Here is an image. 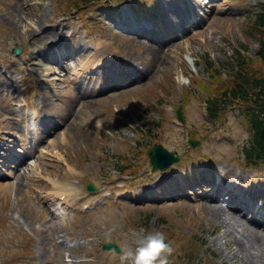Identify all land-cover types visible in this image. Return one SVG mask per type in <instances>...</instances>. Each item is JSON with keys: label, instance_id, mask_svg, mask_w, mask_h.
<instances>
[{"label": "rangeland", "instance_id": "rangeland-1", "mask_svg": "<svg viewBox=\"0 0 264 264\" xmlns=\"http://www.w3.org/2000/svg\"><path fill=\"white\" fill-rule=\"evenodd\" d=\"M114 1H119V6L125 8L129 7V2L135 4V11L138 14L140 11L143 14L148 11L150 19H154V16L157 19L159 14V10L155 9L158 1L155 0ZM200 1L204 10L198 9V15L195 16V22L199 25L190 27L185 36L169 40L163 46L142 36L114 29L105 20L104 12L95 5L82 15L78 13L91 24V31L87 33L91 43L102 39L103 58H125L127 53H131L137 60H131L129 64L136 69L147 62L149 74L130 86L111 89L107 96H97L93 87L88 96L90 104L82 110L86 118L81 112L76 121L68 124L65 117L69 114L66 113L80 105L75 103L78 96L73 89L61 80V77L64 80L65 74L58 78L52 77L46 83H40L37 79L39 63L43 62L41 58L50 57L52 46L50 49L47 44L58 42L56 37L59 38L62 33L71 38L73 31L80 34L79 19L68 22L56 17L55 13H66L62 3L57 0H0V39H7L5 42L0 41V57L7 60L11 53L8 46L21 44L28 60L25 66L17 58L14 61L18 64L2 63L0 60V120L6 124L4 128L0 126V129L9 132L13 130L7 110L14 91L20 89L24 79L26 83L29 80L31 87L28 90L33 89L32 92L38 93L42 103L51 111V116L64 121L63 125H69L66 129H58L56 134L47 136V141L40 143L41 149L47 150V154L35 162L31 161L35 171L31 177L34 182L31 192L19 186L17 191L8 193L4 186L17 180L15 177L0 181V264H64L66 254L83 259L74 260L75 264H130L131 258L124 254L130 249L134 250L137 241L154 230L164 233L173 248L172 253H164L168 255V264H264V225L253 227L239 213L227 207L224 215L214 218L207 214V209L210 206L218 207L216 202L211 203L194 194L192 199L176 196L170 200L139 203L121 197L126 188L132 190L134 198L138 196L143 199L139 194L158 186L159 183H155L161 177L169 179L171 175L179 174L181 169L184 172L191 168L198 169L196 159H188L190 152L193 153L191 157L196 153L208 155L213 160L205 163L221 174L228 169L227 177L232 174L252 177L254 174L252 168L240 165L242 162L238 145L247 136V129L240 118L234 110L225 111V120L214 129L216 133L203 131L202 98L198 95L199 90L191 87L190 80L202 76L208 58L219 69L221 62L229 61L232 49L239 48L241 44L247 45L245 54L250 57L258 46L259 35L248 33L245 8L240 4H255L258 0H242L241 3L238 0ZM176 2L180 3L181 0ZM210 9L211 12L207 14L206 10ZM52 32L58 35L53 37ZM148 45L158 48V52H148ZM42 46L45 49L39 52ZM93 52L89 51L82 60L75 59L73 63L82 67L96 61L101 55L94 56ZM243 65L250 73L264 71V66L256 61ZM49 66L55 70L53 75L57 77L61 65L52 62ZM222 83L220 76L219 86L212 84V94L221 91L225 86ZM65 89L74 93L73 99L66 97L63 92ZM183 95L184 125L189 128L194 124L195 137L201 141L199 149L188 147V130H184V125L177 126L173 120ZM57 105L62 106L61 113L54 111ZM15 128L21 129L18 122ZM103 131L108 135L103 134ZM78 132L82 137L78 136ZM140 132H146L147 136L143 137ZM156 139L188 160L180 161L179 164L176 162L171 168L157 170L150 175L146 151ZM138 141L140 146L137 145ZM190 149L192 151L188 153L186 150ZM118 156L120 159H117ZM104 158L106 160L102 166ZM119 160L125 161L128 167L124 173H136V179L126 176L131 182H124L125 188L111 187L112 196L106 199L112 201L103 204V197L99 193L96 201L101 207L92 212L79 214L67 211V217L55 214L58 219L50 213L49 209H53L51 212L58 209L53 202L57 194L54 186L59 179L58 187H61L69 173H75L80 178L83 173L79 174L81 169H92L94 181L101 186L103 173L111 175V178L116 177L110 169ZM29 174H22L20 182ZM260 174L263 176L261 181H258L259 177L252 178L253 181L247 180L253 189L257 188L258 183L264 182V172ZM36 197L47 199L51 208L42 211L35 203ZM143 222H146L144 232L141 227ZM252 231L261 234L249 255L239 243L242 240L250 243ZM103 240L117 242L121 250L117 253L103 250L99 246Z\"/></svg>", "mask_w": 264, "mask_h": 264}, {"label": "trees", "instance_id": "trees-1", "mask_svg": "<svg viewBox=\"0 0 264 264\" xmlns=\"http://www.w3.org/2000/svg\"><path fill=\"white\" fill-rule=\"evenodd\" d=\"M86 1L92 0H83L81 3H86ZM80 4V3H77ZM245 22L247 23V28H249L248 33L254 35H259L258 40L260 43V47L258 49V53L264 59V0L257 4V8L252 11L244 14ZM239 49V50H238ZM247 49V45L241 44L239 48L232 49L233 56H235L234 60L237 62L238 72L241 70L244 58V50ZM205 64L207 67L214 66L212 61L208 59ZM241 76V80L238 81L230 90V96L238 97L241 99H245L248 101L251 96H255L253 99V103L250 104L251 106H257V108L263 113L264 115V77H258L257 75L250 76L246 72H239ZM226 98L218 99L217 97L210 100L211 108L219 109L220 106ZM258 130L256 131L255 145L252 146L250 149H246L249 157L251 158H262L264 157V123H260V126H257Z\"/></svg>", "mask_w": 264, "mask_h": 264}, {"label": "bare ground", "instance_id": "bare-ground-1", "mask_svg": "<svg viewBox=\"0 0 264 264\" xmlns=\"http://www.w3.org/2000/svg\"><path fill=\"white\" fill-rule=\"evenodd\" d=\"M174 13H176V10L174 11ZM52 33H54V34H52V36L53 37H55V36H57L58 34L57 33H55V32H52ZM163 45H165V43H163ZM163 45H161V46H163ZM146 50L148 51V52H150V53H152V54H156L158 51V48H156V47H154L153 45H148L147 46V48H146ZM59 51H56V55L59 57V58H61V56L64 54V53H66V52H59ZM71 52V51H70ZM126 56V58L127 59H132V60H137V57L136 56H133L131 53L130 54H126L125 55ZM119 59H121V58H119ZM116 60V62L117 63H121L123 60ZM163 61V60H162ZM98 63H100V61H97V63H95L94 64V66H97V64ZM122 63H125V61L124 62H122ZM143 66H145V67H142V71L141 72H139V70H137V72H136V75H135V77H134V82L135 81H137V80H139V79H142V78H144L146 75H148L149 73L147 72L148 70V68H149V66H148V64H147V62L145 63L144 62V64H143ZM43 71H45V75L47 76V74L49 73V71H52V67H50L49 66V64L48 63H43ZM76 74V73H75ZM59 76L57 75V77L54 75L53 76V78H58ZM75 80H77V78H75ZM78 81V80H77ZM95 82H96V80H95ZM65 94H66V97L68 98V97H70V99H73L74 98V93L72 94L69 90H64L63 91ZM76 95V94H75ZM89 104H90V102L88 101V102H82V105H81V107H80V109L78 110V112L79 113H81L82 112V110L83 109H86V108H88V106H89ZM61 108H62V106H59V105H57V106H55L54 107V111L56 112V113H61ZM66 110V109H65ZM69 114V116H67L68 117V119L67 120H74L76 117H77V115H78V113H75V111H70V112H68V113H66V115H68ZM82 115H84V114H82ZM101 123H103V122H101ZM0 126L1 127H6V124H4V121L3 120H0ZM23 132H24V130H23ZM82 134L80 133V132H78V136L79 137H82L81 136ZM56 142H57V140L54 142V145L56 144ZM32 172H33V168H32ZM20 183H18V182H16V183H13V184H6L4 187H6L7 188V191H8V193L9 192H14V191H17V185H19ZM209 206V205H208ZM204 207V206H203ZM207 214H209V216H212V217H216V216H220V215H224L225 214V210H224V208H220V207H215V208H212L211 206H210V208L209 209H207ZM256 231H258V230H256ZM252 238H250V239H252V241H250V243H248V242H246V241H244V240H242V241H240V245H241V247H242V249L243 250H245V251H247L248 252V254L250 255L251 254V249H253L254 247H255V243H257L258 242V240H257V238L260 236V234L261 233H259V232H254V231H252ZM244 236H246L245 234H244ZM247 238V237H246Z\"/></svg>", "mask_w": 264, "mask_h": 264}, {"label": "clouds", "instance_id": "clouds-1", "mask_svg": "<svg viewBox=\"0 0 264 264\" xmlns=\"http://www.w3.org/2000/svg\"><path fill=\"white\" fill-rule=\"evenodd\" d=\"M184 82H187L185 78ZM173 248L166 242L162 232L149 233L137 241L134 250L127 251L125 257L131 258L130 264H168V255Z\"/></svg>", "mask_w": 264, "mask_h": 264}, {"label": "water", "instance_id": "water-1", "mask_svg": "<svg viewBox=\"0 0 264 264\" xmlns=\"http://www.w3.org/2000/svg\"><path fill=\"white\" fill-rule=\"evenodd\" d=\"M15 50L19 51L18 48H16ZM152 155H153L152 162H153L154 166L159 165L158 157L155 156V153H154V154L152 153ZM163 155H165V156L168 158V160H167L168 162H171V161H172V157H170L171 154H169V155L167 156L166 154L163 153ZM168 162H166V163H168ZM103 246H104V247H105V246H106V247H114L115 249H118V247L115 246V245H113L112 243H105V245H103Z\"/></svg>", "mask_w": 264, "mask_h": 264}]
</instances>
